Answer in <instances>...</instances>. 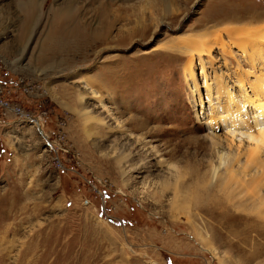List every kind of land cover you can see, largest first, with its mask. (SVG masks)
Returning a JSON list of instances; mask_svg holds the SVG:
<instances>
[{
    "label": "rangeland",
    "instance_id": "374dc122",
    "mask_svg": "<svg viewBox=\"0 0 264 264\" xmlns=\"http://www.w3.org/2000/svg\"><path fill=\"white\" fill-rule=\"evenodd\" d=\"M262 33L264 0H0V264H264V168L228 183L252 144L215 119L264 123Z\"/></svg>",
    "mask_w": 264,
    "mask_h": 264
},
{
    "label": "bare ground",
    "instance_id": "6f19581e",
    "mask_svg": "<svg viewBox=\"0 0 264 264\" xmlns=\"http://www.w3.org/2000/svg\"><path fill=\"white\" fill-rule=\"evenodd\" d=\"M247 34H248V32L242 33V36H246ZM262 40H264V33L254 34L251 38L252 50H254V51L259 50L260 55H258V57H255L254 52H249V53L245 52L244 57H247V58L251 57V62H253V63H255L256 61L258 62L262 58V56H264V46L261 43ZM182 42L184 44L185 49L189 53L196 54L198 56V58L201 56H205L209 52V48L205 49L204 47L206 45H203L202 43H200L198 45V47H197V45L191 47V45H192L191 43L193 42L192 40H188L187 42H185V40H183ZM245 45H247L246 42H244V41L239 42L238 41V43L235 44V47L242 49ZM190 57L192 58L193 54H190ZM191 58L187 61V64L185 66L183 79H184V82H186V83H188L190 80L192 81V83H196V81L194 79V67H193V62H192ZM200 69L201 70L199 73H200V75H203V79H204V81H206L207 71L203 66H201ZM258 70L264 72V60L258 64ZM263 72H261L262 77L260 79L258 78V80H257V85L259 86L258 89L261 92L262 96L260 95L259 100L253 101V100L248 99L247 103L250 106H252L254 109V114H256L254 119L257 116V117H260V119H262L264 121V73ZM217 82L219 84H223L224 80H222L220 78ZM223 91H224V93H228V91H226L225 89ZM224 93H222V94L224 95ZM222 94L214 97L215 101H216L215 103L218 104ZM214 110H215V108H214ZM218 112H221L222 114H219L216 116V117H218V118H215V119H218L217 121L222 122V121L226 120L227 118H229L230 120H233V121L235 120V122H232L230 124H225L227 126V129H230L228 131L229 134L234 133L232 131H239L241 129H244L246 134H247L248 140L252 144V145L248 146L249 148L247 149L246 153L244 154V162L243 163L241 161V158H240L241 156H239V154H233V156L232 155L228 156V157H230L229 159L224 158L226 156H223V159H222L220 156L219 165H221L222 160H223V163L225 162L224 161L225 159H226V161L228 160L226 162L227 164H226L225 172L228 173L227 175L230 176V179H228L227 182L230 183L229 180H232V178L239 173V171H240L239 169H241V170H243V169L245 170L247 168L255 169L256 166L258 167V165H261L264 168V160H262L260 157V154L262 152H264V123L263 124H256L254 126L246 125L245 124V117L246 116L244 115V112H243L242 107L240 105V100L238 101V100H235L234 98H229V100L227 101V107L225 110L218 107L217 113ZM8 113H12V112L9 111ZM229 141L231 143L233 140L229 139ZM251 171H252V169H251ZM263 174H264V172H263ZM239 176H240V173H239ZM236 177H238V176H236ZM236 177H234V178H236ZM238 178H240V177H238Z\"/></svg>",
    "mask_w": 264,
    "mask_h": 264
}]
</instances>
